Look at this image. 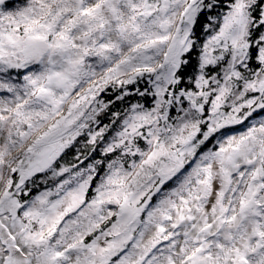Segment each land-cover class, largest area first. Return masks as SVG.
Masks as SVG:
<instances>
[{
  "label": "snow or ice",
  "instance_id": "1",
  "mask_svg": "<svg viewBox=\"0 0 264 264\" xmlns=\"http://www.w3.org/2000/svg\"><path fill=\"white\" fill-rule=\"evenodd\" d=\"M0 264H264V0H0Z\"/></svg>",
  "mask_w": 264,
  "mask_h": 264
}]
</instances>
